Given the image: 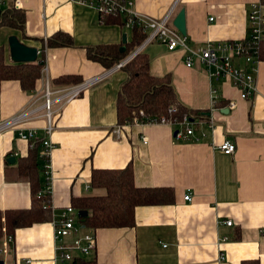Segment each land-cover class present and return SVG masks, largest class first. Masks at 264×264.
<instances>
[{"label": "crops", "instance_id": "obj_1", "mask_svg": "<svg viewBox=\"0 0 264 264\" xmlns=\"http://www.w3.org/2000/svg\"><path fill=\"white\" fill-rule=\"evenodd\" d=\"M258 1L133 0L136 12L156 19L172 8V22L183 9L192 47L246 37L247 13ZM0 7L25 13L23 32L0 26V46L8 60L10 35L38 50L42 39L58 31L73 40V46L44 49L47 71L31 91H24L16 80L0 81V120L26 108L35 97L36 104H42L46 85L70 86L53 83L60 76L77 75L82 82L104 74L108 69L88 59L86 48L118 44L123 34L126 41L131 36V29L100 21L91 7L74 0H0ZM143 51L151 74L169 75L179 102L204 112L194 123V134L176 136L185 127L168 123L118 124L117 93L126 79L121 68L70 101L56 104L48 136L41 116L0 133V211L31 204L30 184L16 179V161H6L15 152L17 158L29 150L19 130H33L53 145L50 177L43 187L50 192V220L16 229L11 243L1 237L2 264H55L52 215L72 205L74 198L99 192L90 185L93 169L127 165L136 186L170 187L174 201L137 206L133 227L96 229V249L86 259L95 258L97 264H264V61L257 66L255 94L242 99L230 79L210 78L200 65L187 67L180 50L153 42ZM212 88L220 95L216 105ZM226 139L236 145L233 154L218 150ZM186 192L191 201L184 200Z\"/></svg>", "mask_w": 264, "mask_h": 264}, {"label": "trees", "instance_id": "obj_2", "mask_svg": "<svg viewBox=\"0 0 264 264\" xmlns=\"http://www.w3.org/2000/svg\"><path fill=\"white\" fill-rule=\"evenodd\" d=\"M262 2L264 3V0ZM104 20L115 21L124 27L121 16H107ZM24 25L23 10L16 7L2 10L0 7V26L23 32ZM130 31L131 36L125 43L87 47L88 59L107 69L119 63L132 53L145 37L139 27L134 26ZM62 46H73L72 36L66 32L58 31L42 39L40 54L36 61L31 63L8 60L4 46H0V81L16 80L24 91H31L43 73L44 49ZM258 57L264 61V40L259 43ZM149 66V56L142 50L121 67L126 73V79L117 93L118 124L131 123L136 117L143 123L164 121L178 126L186 119L195 123L197 118L205 117L204 112L192 110L179 102L169 75L154 76ZM80 82L81 78L77 75H64L53 80L57 86H72ZM140 112H143V117L139 116ZM40 142L36 140L25 156L16 158L15 177L30 184L31 204L29 208L0 211V238L7 234L13 235L18 228L50 220V192L43 189L47 182L42 167L43 159L38 155ZM90 185L99 192L74 198L72 206L78 211H87L86 217H80V220L85 227L93 230L133 227L137 206L171 204L174 201V191L170 187L136 186L131 165L121 169H93ZM70 264L97 263L95 258L86 259V256H79Z\"/></svg>", "mask_w": 264, "mask_h": 264}, {"label": "built area", "instance_id": "obj_3", "mask_svg": "<svg viewBox=\"0 0 264 264\" xmlns=\"http://www.w3.org/2000/svg\"><path fill=\"white\" fill-rule=\"evenodd\" d=\"M91 7L99 16L100 21H104L107 16H121L124 27L132 29L134 26L141 28L145 37L141 44L130 53L125 59L108 68L99 76L86 79L78 84L65 88L51 89L46 85L43 92V102L37 105L38 98H33L28 106L13 116L0 120V133L5 130L17 128L23 122L36 118L46 119L45 134L48 136L52 131V115L54 106L61 102H68L77 97L86 89L102 81L114 70L121 68L135 54L142 51L148 44L158 42L163 44L167 50H180L183 53L184 64L187 67L202 66L210 78L225 77L231 80L232 84L239 90L242 99H249L256 92V73L260 61L258 57L259 43L264 40V3L262 0L252 3L247 13L248 35L241 39L219 40L208 42L204 46L192 47L188 44L186 35L182 34L173 25L171 15L173 9L162 18L156 19L140 14L134 9L133 0H74ZM38 56L40 51L38 50ZM46 62L42 72L46 73ZM220 95L216 88L211 89L212 105L216 104ZM234 103L229 104V108ZM143 117V112L139 113ZM131 123L143 124L136 117ZM157 123V122H150ZM158 123H165L164 121ZM169 124V123H168ZM181 126L185 127L184 133L176 132V136H192L194 134V123L184 120ZM117 133L120 128L116 129ZM20 138L28 141L32 147L36 140H40L39 157L43 159L42 167L46 182L50 177L49 153L53 147L49 139H40L35 131L23 132L19 130ZM224 154H233L236 145L233 141L226 139L218 146ZM18 154L15 152L14 156ZM46 183V184H47ZM46 191H49L48 187ZM184 200L191 201L192 195L186 192ZM78 210L72 205L65 206L52 215L53 239L55 249V264H70L76 257L89 256L96 249L95 230L85 227L78 214ZM231 225L230 220L224 221ZM7 243L13 241L11 234L4 235ZM226 237L223 238L225 240ZM2 250L0 249V254ZM222 255V254H221ZM220 259H224L220 256Z\"/></svg>", "mask_w": 264, "mask_h": 264}, {"label": "water", "instance_id": "obj_4", "mask_svg": "<svg viewBox=\"0 0 264 264\" xmlns=\"http://www.w3.org/2000/svg\"><path fill=\"white\" fill-rule=\"evenodd\" d=\"M173 25L182 34L186 35L184 10L181 9L173 19ZM126 42V35H122V43ZM8 50L9 58L12 62H35L38 57V49L35 46L27 45L23 43L16 35H10L8 37ZM8 163L13 164L16 161L14 156L8 157L6 160ZM81 218L86 217L87 211L80 210L78 212ZM2 264V261H0Z\"/></svg>", "mask_w": 264, "mask_h": 264}]
</instances>
